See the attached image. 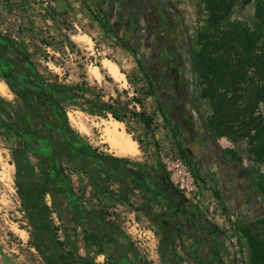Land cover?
Listing matches in <instances>:
<instances>
[{"label":"flooded vegetation","instance_id":"flooded-vegetation-1","mask_svg":"<svg viewBox=\"0 0 264 264\" xmlns=\"http://www.w3.org/2000/svg\"><path fill=\"white\" fill-rule=\"evenodd\" d=\"M97 3L120 45L127 47L139 63L161 129L168 132L179 156L189 165L194 182L222 203L235 231L264 216L258 183L218 144L201 110L192 8L182 0ZM0 83L4 85L0 92V128L10 132L15 141L11 155L22 212L32 217L42 242H50L46 247L53 259L62 264H94L100 256L104 258L101 264H111L110 255L118 264H138L140 259L113 217L106 216L91 199L85 201L80 187L73 182L72 167L99 173L90 192L106 190L108 199L120 200L141 216L142 220L134 216L135 226L130 227L156 232L161 256L166 250L177 262L179 250L186 264H191L190 259L199 264H234L228 258L224 234L195 199L172 183L165 169L105 160L101 153L87 148L85 140L70 128L52 85L39 74L33 59L2 34ZM218 176L224 179L221 186L214 181ZM55 231L81 235L84 240L89 237L97 244L94 261L75 259L69 250H62L60 255ZM172 231L178 234L174 236ZM182 234L195 237V245L185 246ZM103 248L108 255L97 253ZM128 255L131 262L127 261Z\"/></svg>","mask_w":264,"mask_h":264},{"label":"rangeland","instance_id":"rangeland-1","mask_svg":"<svg viewBox=\"0 0 264 264\" xmlns=\"http://www.w3.org/2000/svg\"><path fill=\"white\" fill-rule=\"evenodd\" d=\"M182 1L194 13V49L197 59L198 53L204 48V37L214 34L210 29L211 24L216 29L215 36L218 39L222 37L225 42H229L227 38L234 37L239 30L235 26L237 22L250 30H255V24L264 26V0ZM258 6L259 18H256ZM0 34L33 59L39 74L52 85L55 98L67 113L70 128L91 148L142 166L168 167L166 172L174 180L184 177L183 191L196 200L218 231L224 234L228 254L234 264H250L248 251L238 243L230 214L223 210L222 203L212 197L210 190L201 184H190L186 179L187 170L174 166L184 162L168 132L161 129L156 108L147 96L146 78L134 56L120 45L119 37L113 34L104 21L97 0H0ZM84 35L91 42L77 38ZM103 59L115 62L125 79L118 81L109 76L101 68ZM93 65L100 67L99 78L89 73ZM196 78L200 107L207 121H210L213 105L210 97L203 95L206 85L202 83L197 69ZM238 95L245 97L246 94L239 92ZM255 111V115L258 112L264 115V103H259ZM69 112L72 120H69ZM113 115L121 119L125 130L136 141L137 154L119 156L104 142L97 124L102 119L114 118ZM77 122L83 124L86 131L80 130ZM215 137L222 148L236 151L242 165L256 183L261 182L264 187V153L254 151L250 137H238L231 132ZM14 145L12 134L0 128V264H62L47 251L46 246L51 244L45 240V233L42 235L44 243L33 226L32 217L22 212L11 155ZM69 170L74 172L73 182L80 187L85 201L91 199L106 216L113 217L117 225L124 229L139 257L147 264H160L158 234L152 229L135 230L130 227L135 226L132 222L134 216L137 220H142V217L120 200L114 202L108 199L104 195L106 190L94 189V193L90 192V187L97 183L95 178L99 173L81 172L72 167ZM186 185H193V188L187 191ZM261 194L264 199V191L261 190ZM247 228L255 237L258 259L264 260V216L249 223ZM20 230L24 231V235H21ZM53 234L54 239L61 243L58 245L60 255L63 254L62 250H69L75 259L82 257L94 261L97 247L94 241L64 231H55ZM97 253L108 255L105 248L97 250ZM102 259L100 256L94 264H101Z\"/></svg>","mask_w":264,"mask_h":264},{"label":"trees","instance_id":"trees-1","mask_svg":"<svg viewBox=\"0 0 264 264\" xmlns=\"http://www.w3.org/2000/svg\"><path fill=\"white\" fill-rule=\"evenodd\" d=\"M259 9L258 6L256 18H259ZM235 26L239 30L225 42L215 36L216 29L211 24L214 34L204 37V48L198 53V59L196 55V69L206 85L203 95L209 96L213 105L208 123L214 135L231 132L238 137L249 136L254 151L263 154L264 115L260 112L255 115V110L259 103H264V26L255 24V30L239 22ZM259 43L262 45L258 46ZM239 92L246 94L245 97L238 95ZM113 117L121 121L117 115ZM225 150L231 159L240 161L235 150ZM101 158L128 161L110 154H102ZM258 186L264 191L261 182ZM215 196L219 198L217 193ZM236 235L238 243L248 251L250 264H264L263 258L258 259V246L247 226L236 231Z\"/></svg>","mask_w":264,"mask_h":264},{"label":"bare ground","instance_id":"bare-ground-1","mask_svg":"<svg viewBox=\"0 0 264 264\" xmlns=\"http://www.w3.org/2000/svg\"><path fill=\"white\" fill-rule=\"evenodd\" d=\"M78 39H87L88 42L91 40L86 36L82 38L77 37ZM101 68H103L109 76L118 81H123L125 79L124 74L119 70L117 64L109 59H103L101 61ZM89 73L94 78L100 77V67L93 65ZM4 91V85L0 83V92ZM72 114L68 113L69 120H72ZM78 123V122H77ZM98 123V122H97ZM77 126V125H76ZM100 128L101 137L104 142L108 144L111 151L119 156H132L138 153V147L136 141L131 137L125 128L122 122L112 119H102L98 124ZM78 128L82 131H86V127L83 124L78 123ZM21 235H24V231L20 230Z\"/></svg>","mask_w":264,"mask_h":264},{"label":"crops","instance_id":"crops-1","mask_svg":"<svg viewBox=\"0 0 264 264\" xmlns=\"http://www.w3.org/2000/svg\"><path fill=\"white\" fill-rule=\"evenodd\" d=\"M223 180L224 179L222 177H219L218 176V178H216L214 181L216 183H218L219 186H221L223 184ZM171 233H173L174 236H175V234L176 235L178 234V232H176V231H172ZM213 236L214 237L216 236V231L215 230H213ZM180 239H181V241L183 242V244L185 246H191L192 244L195 245V243H196L195 237L187 236V235H184V234L181 235ZM196 246H197V244H196ZM194 248H195V246H194ZM176 254L179 257V260H177V262L175 261V258H172L170 255H168L167 251L164 250L163 251V254L161 256L160 264H186L185 261H184V259L181 257V254H180L179 250H176ZM228 258H230L229 254H228ZM109 261H110L111 264H118V261L117 260H114L113 261L112 255H110V260ZM127 261H130L131 262V257L129 255L127 256ZM189 261L191 262V264H199V261L198 260H193V259L191 260L190 259ZM210 262L213 263V261H210ZM138 264H147V263H145L140 258ZM227 264H230V263L227 262Z\"/></svg>","mask_w":264,"mask_h":264},{"label":"built area","instance_id":"built-area-1","mask_svg":"<svg viewBox=\"0 0 264 264\" xmlns=\"http://www.w3.org/2000/svg\"><path fill=\"white\" fill-rule=\"evenodd\" d=\"M174 166H180V168H183L185 171L187 170L188 172H186V177H187L186 179L189 180L190 184L194 183V178H193L191 169H190V167H189V165L187 163H185V162L181 163L180 162V164L176 163V164H174ZM165 170L168 172L169 168L167 167V168H165ZM170 179H171L172 183L176 187H178L179 189H181L183 191V180H184V177H180L179 179H176V180H174L172 178H170ZM186 186H187V189H186L187 191H189V190H191L193 188V185L192 186L191 185L190 186L186 185Z\"/></svg>","mask_w":264,"mask_h":264}]
</instances>
